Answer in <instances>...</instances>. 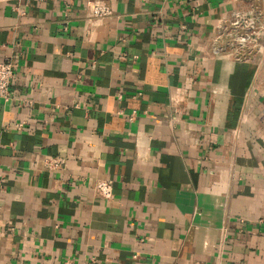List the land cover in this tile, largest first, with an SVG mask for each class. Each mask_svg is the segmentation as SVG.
<instances>
[{
	"label": "crops",
	"instance_id": "obj_1",
	"mask_svg": "<svg viewBox=\"0 0 264 264\" xmlns=\"http://www.w3.org/2000/svg\"><path fill=\"white\" fill-rule=\"evenodd\" d=\"M263 3L0 0V264H264V34L209 47Z\"/></svg>",
	"mask_w": 264,
	"mask_h": 264
},
{
	"label": "built area",
	"instance_id": "obj_2",
	"mask_svg": "<svg viewBox=\"0 0 264 264\" xmlns=\"http://www.w3.org/2000/svg\"><path fill=\"white\" fill-rule=\"evenodd\" d=\"M240 3L254 0H236ZM94 16H105L110 10L100 2L89 5ZM264 34V3L261 11L255 8H237L229 12L214 27L213 37L209 41V47L213 55L219 57L234 58L236 61H247L253 54H260L263 50L259 43ZM226 59V58H225ZM16 64L12 60L0 61V98L9 101L11 99V86L15 80ZM22 128V124L18 126ZM62 164L61 159L47 158L44 166L48 170H56ZM96 193L105 198L113 197V182L100 181L95 187Z\"/></svg>",
	"mask_w": 264,
	"mask_h": 264
}]
</instances>
